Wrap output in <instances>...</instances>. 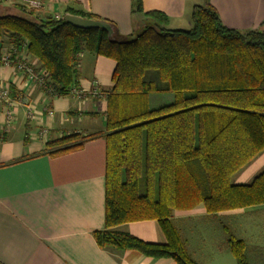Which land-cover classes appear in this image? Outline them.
<instances>
[{"label":"trees","instance_id":"16d2710c","mask_svg":"<svg viewBox=\"0 0 264 264\" xmlns=\"http://www.w3.org/2000/svg\"><path fill=\"white\" fill-rule=\"evenodd\" d=\"M132 8L153 25L127 40L73 28L63 16H0V44H26L47 74L43 90L50 97L77 88L81 54L114 62L105 97L104 227L93 234L95 242L104 250L196 264L170 221L172 212L202 205L217 214L264 205V170L250 184L230 182L264 151V22L257 29H229L205 4L192 7L190 29L170 30L162 13H143L141 0H132ZM152 93H169L173 102L151 109ZM92 137L50 141L44 153L63 154ZM148 220L159 223L166 245L116 231ZM227 243L236 264H248L243 242L228 234Z\"/></svg>","mask_w":264,"mask_h":264},{"label":"crops","instance_id":"0c3cea01","mask_svg":"<svg viewBox=\"0 0 264 264\" xmlns=\"http://www.w3.org/2000/svg\"><path fill=\"white\" fill-rule=\"evenodd\" d=\"M38 1L40 9L27 10L23 0H1L0 16L61 18L66 9H72L110 22L117 41L139 34L147 20L133 11L132 0ZM141 4L143 13L156 11L165 15L166 28L170 30L190 29L192 7L205 4L216 10L229 29H257L264 22V0H141ZM9 48L6 41L1 43L0 55H7ZM17 56L25 57L36 70L42 69L21 48ZM15 63H0V84L13 91L10 97L14 101L9 120L6 111L10 108L0 104V264H176L171 259H152L137 251L104 250L93 236L104 227L105 97L112 86L114 62L81 54L77 78L81 97H50L43 88L28 82ZM172 102L169 93H152L148 97L151 109ZM27 106L33 111L31 118L27 116ZM42 129L47 131L45 137L38 134ZM70 135L93 137L63 154L44 153L47 142ZM263 154L264 151L246 166L260 165L262 172ZM256 176L246 178L244 172L230 182L247 185ZM256 209L262 211L251 218ZM263 210L264 205H260L207 214L198 205L189 211L172 212L170 221L196 264H233L228 234L242 241L245 250L252 248L259 253L264 264ZM116 231L144 243L167 244L157 221L128 223Z\"/></svg>","mask_w":264,"mask_h":264},{"label":"built area","instance_id":"2783aa9c","mask_svg":"<svg viewBox=\"0 0 264 264\" xmlns=\"http://www.w3.org/2000/svg\"><path fill=\"white\" fill-rule=\"evenodd\" d=\"M23 5L27 10H37L42 7L41 3L38 0H23ZM55 19H59V17H55ZM21 50L27 52L26 44H24L21 47ZM17 51L18 49L16 47L10 46L7 55L5 56L0 55V63L4 66H8L12 62H16L15 68L24 74V77L28 82L34 83L40 88H44L47 77L46 72L43 69L36 70V68L32 64H30L29 62H27L26 59H24L25 57L24 58L18 57ZM82 94L83 92L79 91V89L75 87H72L69 90V95L81 97ZM0 104L4 105L6 109L10 108V110L6 111V117L7 120L11 119L13 115L14 101L10 97L9 87L1 84H0ZM26 110H27L28 118H31L33 115L32 109L29 106H27ZM48 114L52 115L51 112H49ZM38 134L40 135V137H45L47 131L42 129Z\"/></svg>","mask_w":264,"mask_h":264},{"label":"rangeland","instance_id":"374dc122","mask_svg":"<svg viewBox=\"0 0 264 264\" xmlns=\"http://www.w3.org/2000/svg\"><path fill=\"white\" fill-rule=\"evenodd\" d=\"M151 25H153V22L151 20H146L145 24L143 25V28H145L146 26H151ZM141 27H142V25H141ZM154 74L155 73H153V75ZM261 170H260V165H257L256 167L245 166L240 171H244L246 178H248V177L256 176L257 174H259L261 172ZM240 171L236 175H234L233 178H231V181L237 180L238 177L244 173V172H240ZM261 211H262V209L253 210L252 214H250V217L251 218L258 217L259 214L261 213ZM245 256H246L248 264H263L261 255L259 253H257L256 251H254L252 248H248L245 250ZM233 264H236L234 257H233Z\"/></svg>","mask_w":264,"mask_h":264},{"label":"water","instance_id":"95a60500","mask_svg":"<svg viewBox=\"0 0 264 264\" xmlns=\"http://www.w3.org/2000/svg\"><path fill=\"white\" fill-rule=\"evenodd\" d=\"M65 22L76 29H82V30H90V29H96V30H102L107 34V37L111 41H115L114 38V29L113 27L105 21H97L92 19H85L76 15H71L66 13L64 15Z\"/></svg>","mask_w":264,"mask_h":264}]
</instances>
